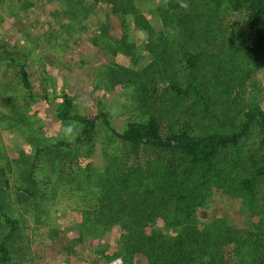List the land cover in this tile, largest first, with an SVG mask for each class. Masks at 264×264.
Here are the masks:
<instances>
[{
	"label": "rangeland",
	"instance_id": "rangeland-1",
	"mask_svg": "<svg viewBox=\"0 0 264 264\" xmlns=\"http://www.w3.org/2000/svg\"><path fill=\"white\" fill-rule=\"evenodd\" d=\"M179 1L0 0V148L6 151L9 160L6 164L5 160L0 162L12 184L4 199L13 215H24L26 219L32 216L26 233L32 239L29 251L33 260L20 264H123L121 259L106 262L107 255L117 250L122 235L135 230L143 220L145 232L149 233L146 236L153 234L163 239L181 236L180 229L169 218L164 215L151 218L155 208L165 210L174 204V200L165 202L163 196L173 182L169 170L177 169L173 161L176 154L148 145L133 149L114 136L101 120L92 142L76 146L74 142L83 125L59 118L57 107L63 94L73 100L74 113L95 116L102 110L119 131H124L130 122H145L155 115L163 135L184 129L195 134L229 131L240 127L247 110L256 105L264 108V65L258 61L254 49H246L243 42L250 36L244 22L248 11L226 4L217 8L210 3L197 17H189L190 13L185 11L173 21H164L159 9L171 4L175 8ZM181 3L202 7L204 0ZM177 33H183L184 38H175ZM170 37L176 43L173 40L168 43L166 57L174 55L171 59L179 77L171 71L170 77H178L179 85L187 86L188 80L184 53L188 49L199 51L203 60L196 75L203 83L205 103L193 90L187 95H177L168 88V81L161 79L154 58L161 41ZM7 53L11 55L6 56ZM22 66L29 74L30 88L22 81ZM130 78L145 83V78L149 79L147 87L151 90L143 93L142 100L141 91L125 82ZM40 137L45 143L38 141ZM260 138L259 127L253 125L238 149L223 152V164L238 167L232 170L233 175L226 183H212L202 191L196 190L194 186L201 175L186 166L185 170L176 171L185 183L183 190L179 186L168 191L179 196L186 192L187 197L206 194L205 203L195 209L198 228L211 234L215 224L220 223L221 228L246 239L243 243L236 239L228 245L226 264H240L243 254L238 258V252L253 249L257 241L260 247L255 257H264V176L253 177L255 188L251 196L239 191L238 182L254 176L256 168L264 164ZM60 139L73 143L71 155L65 159L66 171L86 180L89 177L93 187L79 192L69 184L71 192L63 198L58 193L60 200L49 207L47 226L38 227L33 212L17 204L18 188L14 182L22 172L16 162L22 151L32 154L35 146L52 145ZM57 154L46 148L38 156L36 175L43 189L52 185L63 188L60 179L65 170L58 166L61 172H55L50 162ZM86 168L91 174L83 172ZM114 168L123 169L118 173L120 180L126 177L125 171L132 169L142 183L141 192L125 195L133 201L130 207L137 223L119 219L108 226L105 237L82 241L75 230L82 221L80 207L94 201L101 173ZM22 249L20 256L24 255ZM133 264L151 263L146 257L137 256Z\"/></svg>",
	"mask_w": 264,
	"mask_h": 264
},
{
	"label": "trees",
	"instance_id": "trees-1",
	"mask_svg": "<svg viewBox=\"0 0 264 264\" xmlns=\"http://www.w3.org/2000/svg\"><path fill=\"white\" fill-rule=\"evenodd\" d=\"M182 1L183 0L179 1L178 6L175 8H172V4L166 8H160V13L164 15V17L161 18H163L164 21L167 20V22L173 21L179 13L181 14L185 11L190 13L189 17H197L200 12H203V7L210 3L217 8L222 4H226L227 7L231 6L236 10L245 8L248 14L244 22L248 27L250 36L243 42L246 43V49H254L258 61L264 65V0H204L202 7L200 5L192 6L191 3H181ZM169 28L172 30L171 27ZM184 33L186 35L187 32L185 31ZM183 36V33H177L175 38L182 39L184 38ZM186 37L190 38V36ZM170 38L172 39L166 38L164 41H161L159 44L160 50L156 53L154 58L156 62L155 67L159 70V75L162 77L161 79L167 80L169 84L168 88L177 95H187L193 90L198 99L205 103L206 99L203 92V83L197 79L196 75L197 69L200 68V64L203 60L199 51L188 49L185 53L183 52L185 54L186 66L189 69V73L187 74V86L179 85L177 82L179 76L175 74L176 63L171 59L174 55L169 54L168 57H166L169 50L168 43L171 40L174 41V37ZM174 42L176 43V41ZM129 47L130 46H128V48ZM8 55L11 54L7 53L6 56ZM170 71L178 77L171 78ZM20 73L24 85L30 88L31 83L29 74L24 66L21 67ZM145 79L148 83L149 79ZM125 82L135 86V88L141 91L139 95L141 100L143 98V93H147V91L151 90L147 87V83L140 79L130 78L126 79ZM156 86L157 85L153 88L154 92L157 90ZM230 86H232V84ZM73 111V100L67 93L63 94L62 101L57 107L59 118L62 121H75L83 125L74 142L76 146L85 142H87V144L92 142L98 121L101 120L114 136L129 143L133 149L142 145H148L174 152L176 155L173 161L177 163V169L173 167V169L170 168L169 170L170 176L171 174L173 176V182L172 184H168V191L173 187L176 188L179 186H181L183 190L185 183L182 182L179 178V173H176V171L179 169L182 170V168L185 170L186 166L195 168L201 175L200 181L194 186L196 190L202 191L206 187L208 188L212 183L217 185L226 183L227 178L233 175L232 170H237L238 167L230 162V164L228 163V167L227 164L224 165L222 161V159L225 158L223 152L234 148L238 149L241 139L253 125L259 127L261 150L264 153V108L260 105H256L245 112V120L240 124L239 128L235 127L236 125L234 123L235 128L229 131L218 130L207 134L190 133L184 129L173 131L168 135H163L159 121L155 115L151 116L145 122H130L124 131H119L114 128L107 113L102 110L95 116H86L81 113H74ZM38 141L45 143V139L42 137H40ZM72 144V142L60 139L52 143V145L35 146L36 148L32 154H27L25 151H22V157L16 162L19 170L22 172L17 181L14 182V186L18 188L17 204L20 207L23 206V209L27 212H33L35 226H47L50 218L48 212L49 207H52V205H55V203L60 200V198L57 199L58 193H62L63 198L68 191L71 192L72 189L68 188L69 184L79 192H81L82 189L86 192L90 189L92 190L93 184L88 181L90 179L89 177H87L88 180H86L66 171L67 163L65 159L71 155ZM46 148L52 152L58 153L57 158L50 160L54 171L56 172L58 170L61 172L58 166H61L65 170L63 173L64 175H62L64 177L60 179L63 186L61 190L55 185H52L49 189L40 187V180L36 175L39 166L38 156L44 153ZM47 153H50V151ZM2 160L6 161L5 164L9 161L7 160L6 151L0 148V161ZM239 162L240 161H238V164ZM84 170L83 172L91 174L89 168ZM122 170L123 169L116 170V168H114V171L108 170L107 173H101L102 179L100 178V184H98L96 198L92 203L91 201H87V206L80 207L82 221L75 226V230L79 231V236L82 241L97 240L101 237H105L107 235L108 226L110 224L115 225L119 219H127L130 224L136 222L135 217H133V208L130 207L133 201L125 195L134 196L141 192L140 184L142 183L138 181V177L133 174L134 172L131 171L132 169L129 172L125 171L126 177H124V180H120V178H118V173ZM5 171V166L0 162V264H20L24 260H26L25 262L33 260V255L31 251H29L32 239L29 234L26 233L27 229L30 227L28 219H32V216L30 215L29 218L26 219L24 215L16 213V216L10 211V207L7 205L8 202L4 198L12 184L10 175H6ZM237 176L238 175H236V177ZM255 176H264V164L256 168L254 176L238 180L241 184L239 191H244L246 195L248 194L251 196L255 188L253 180ZM236 180L237 179H234V181ZM167 183H170V180H168ZM94 185L97 184L94 183ZM131 185H134V187L132 188ZM148 185L151 189L152 185ZM129 188L132 189L129 190ZM168 191H166L167 194L163 196V200H165V202L174 200V207L173 205H169L165 210L159 209L158 211H156L155 208L151 218L164 215L165 218L171 220L174 226L180 229L181 236L169 235L167 239H163L159 236L154 237L153 234L146 236V234L149 233L145 232V220H143V222L139 223L140 226L138 225L137 228L134 225L136 228L135 230H131L127 234L122 235L120 245L112 255H107L106 262L121 259L123 264H133L137 256H144L149 259L151 264H226L224 258L226 259L228 245L236 239L242 243L246 242V239L241 240L236 234H231L229 229L225 227L224 229L221 228L220 223L215 224L217 226H214V232L211 234L205 233L198 228L197 218L194 215L195 209L198 205H203L205 203L206 194L201 193V195L187 197L185 195L186 192L182 194V196H179V193ZM255 243L256 246L253 249H247L246 252H238V258L243 254V257L239 258L240 264H264L263 256L255 257L258 253V245L260 247L258 241ZM18 248H20L19 250L23 248V256H20L22 252L19 251ZM96 256L100 258L98 255Z\"/></svg>",
	"mask_w": 264,
	"mask_h": 264
},
{
	"label": "built area",
	"instance_id": "built-area-1",
	"mask_svg": "<svg viewBox=\"0 0 264 264\" xmlns=\"http://www.w3.org/2000/svg\"><path fill=\"white\" fill-rule=\"evenodd\" d=\"M58 264H62V263H58Z\"/></svg>",
	"mask_w": 264,
	"mask_h": 264
}]
</instances>
